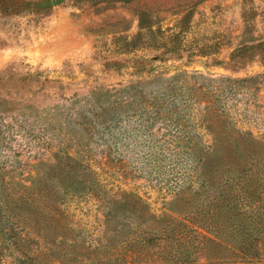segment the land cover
Masks as SVG:
<instances>
[{"label": "rangeland", "instance_id": "obj_1", "mask_svg": "<svg viewBox=\"0 0 264 264\" xmlns=\"http://www.w3.org/2000/svg\"><path fill=\"white\" fill-rule=\"evenodd\" d=\"M25 1L0 4V264H264L259 212L210 198L218 133L237 174L264 157V0Z\"/></svg>", "mask_w": 264, "mask_h": 264}, {"label": "trees", "instance_id": "obj_2", "mask_svg": "<svg viewBox=\"0 0 264 264\" xmlns=\"http://www.w3.org/2000/svg\"><path fill=\"white\" fill-rule=\"evenodd\" d=\"M123 2L127 4L135 3L139 4L141 1L139 0H122ZM43 2L39 1L38 3H35V6H33V3H29L25 0H0V4L2 6H5V8H9L10 4L19 6V8H22V6L27 7H36L41 6ZM37 8V7H36ZM137 12V17L139 21V28L140 30L149 29L153 31V27L156 25L154 22L155 19V11L152 8L147 7H140L139 9L135 10ZM231 83V82H230ZM213 122V121H210ZM218 136L220 138L221 147L223 150V161L224 163H229L227 169L223 170V173H221L222 182L220 184V191L215 193L211 198V205L214 206L213 211H216L218 208L223 210V208H227V212L233 213L234 209L237 208V211H239V208H241V212L247 217L248 211L251 210L253 212H259V215L256 218H259L258 224H261L264 226V221L262 219V216L264 215V198H260L259 201H253L250 200L247 196L248 194V182L253 181L256 178L261 176V180L264 179V157H260L259 159L253 158L251 160V168L243 170L241 174H237L233 166L238 165V162H243V159L245 157V149H241L239 146V142L243 140V137H238V139H231L227 136H223L218 133ZM188 137V136H187ZM188 139L194 140L193 137H188ZM231 173H234L231 175ZM236 183L238 186L237 189L235 188ZM237 192L235 195L234 193ZM254 192V191H253ZM236 196V197H235ZM251 220H254V217H250ZM248 221L249 218H246ZM258 227V225H257ZM264 239V236L263 238ZM259 242V241H258ZM264 248L263 245H258L257 251H261ZM241 256H246L247 252L244 250H240L238 252ZM242 258V257H240ZM243 259V258H242ZM254 264V263H253Z\"/></svg>", "mask_w": 264, "mask_h": 264}]
</instances>
